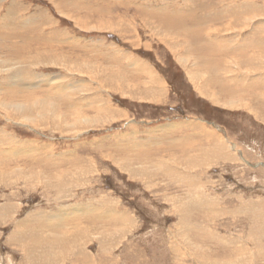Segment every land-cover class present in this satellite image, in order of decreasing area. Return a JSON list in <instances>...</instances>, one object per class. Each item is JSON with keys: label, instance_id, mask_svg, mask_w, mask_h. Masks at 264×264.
<instances>
[{"label": "rangeland", "instance_id": "374dc122", "mask_svg": "<svg viewBox=\"0 0 264 264\" xmlns=\"http://www.w3.org/2000/svg\"><path fill=\"white\" fill-rule=\"evenodd\" d=\"M0 140V264H264V0H0Z\"/></svg>", "mask_w": 264, "mask_h": 264}, {"label": "bare ground", "instance_id": "6f19581e", "mask_svg": "<svg viewBox=\"0 0 264 264\" xmlns=\"http://www.w3.org/2000/svg\"><path fill=\"white\" fill-rule=\"evenodd\" d=\"M61 9V8H60ZM197 13H195L193 16H190L189 17V19L190 20H193L194 21V23L196 22V24H198L199 25V22H200V20L201 19H197V18H199V16H195ZM176 15H178V14H176ZM179 15H181V14H179ZM207 15V14H206ZM206 15H204V17L206 16ZM74 18V17H73ZM176 20H177V18H176ZM181 20V19H180ZM183 20H185V19H183ZM81 21H82V19H81ZM81 21H80V24H81ZM87 22V21H86ZM77 24H78V22H77ZM105 25V24H104ZM192 27H196V26H194V24H193V26ZM95 28V27H94ZM200 28V27H199ZM200 32V31H199ZM205 32V36H206V38H207V40L205 39L204 41H202L203 39H201L199 36H197L196 34H195V31L193 32V33H191V35L192 34H194V39L196 40V41H198V42H200V43H203V44H212V43H214V42H216L217 40H215V39H212V38H208L207 37V33H206V30L204 31ZM204 37V36H203ZM188 37H187V41H188ZM207 42V43H206ZM199 46V45H198ZM182 47H183V49H182V51L183 52H185L184 54H186V56L187 57H182L181 59H182V62H186V63H188V61H190V57H189V54H192V55H200V54H202L203 52L201 51V50H198L197 52H193V53H190L192 50H191V48H190V46H186V44H182ZM200 47V46H199ZM182 52V53H183ZM134 60V59H133ZM134 62V64H136V63H139L140 61H133ZM181 62V63H182ZM144 65V64H143ZM237 65H238V68L241 70V68H242V70H246V68H243V67H245V65H244V62H243V59H241V60H239V62L237 63ZM257 65L258 64H256L255 62H252V64H251V66L249 67V70L250 69H257ZM88 66V65H87ZM139 66V65H138ZM184 66V65H183ZM253 66H255V67H253ZM187 69V68H186ZM188 70V69H187ZM214 70V69H213ZM191 72H193V71H191ZM189 73H190V71H189ZM191 74V73H190ZM190 74H189V76H190ZM194 74V73H193ZM40 77H42V76H40ZM45 78V77H44ZM193 78H195V76L193 77ZM227 79V78H226ZM46 81H49V82H47L48 83V85L50 86L51 85V83L52 82H54V81H56V80H52L51 81V79L50 80H47V79H45ZM192 80V79H191ZM193 81V80H192ZM59 84V83H58ZM119 84V83H118ZM216 85L218 86V92H219V94L216 96V97H213V95H211V100H213V102L214 103H217V104H219V103H221L222 101H224V102H226L225 100H228L227 98L229 97V96H232V95H234V93L232 94V93H230L229 91L230 90H232V88H233V86H234V84H232L231 82H229V85H223L221 82H216ZM30 87V85H27V87ZM205 86L209 89V87L211 88L212 87V82H211V80H209V83H208V79L206 80V83H205ZM2 87V86H1ZM56 86H54L53 88H55ZM68 86H64L63 87V89L60 91V90H58V93H55L53 96H49L48 98L47 97H45V98H47V99H41L40 97L38 98V101H32V102H30V100H28L27 102L28 103H26V104H24V105H21V104H18V105H13V106H11V105H7L6 107H8L9 108V110L10 109H12V108H15L16 109V111L17 112H20V113H22V112H24L23 113V116L24 115H26V114H29V116L28 117H33L31 114H30V112L32 111V112H34L35 114H36V111H35V109H38V110H42V114L41 115H39V116H37L38 118H39V120H46L47 118H46V114L44 113V111L43 110H48L49 112H53L54 110H55V108H54V106H55V103H54V101L55 102H58L59 104L60 103H62V102H65V101H67V100H72V102L73 101H75V99H73V94L74 93H72V94H67V91L68 90H74V89H72V87H68ZM205 87V88H206ZM58 88H59V86H58ZM196 89V88H195ZM200 89V88H199ZM208 89H206V90H208ZM206 90H204V91H206ZM75 91H79V90H75ZM198 91V90H197ZM226 91V92H225ZM28 94H29V96L28 97H30L31 96V93L30 92H28V91H26ZM202 95H203V93H201ZM210 94V93H209ZM218 100H217V99ZM71 102V103H72ZM223 103V102H222ZM227 106L226 107H232L233 108V102H228L227 101ZM78 103L76 102V103H74V107L75 106H78L77 105ZM72 106V105H71ZM237 106H238V104H237ZM240 107V106H239ZM237 108V107H236ZM79 117H84V116H82V115H80V114H77ZM73 117H71L70 118V120L71 121H73V119L75 118V114L74 115H72ZM26 117H27V115H26ZM59 118V115H57V114H54L53 115V117L51 118L52 120L53 119H58ZM77 119H79V121H84V122H87V118H83V119H81V118H77ZM81 119V120H80ZM35 120V119H34ZM33 120V121H34ZM32 121V122H33ZM89 122H91L90 120H89ZM98 122V121H97ZM59 124V123H58ZM66 125H70V126H75V124L74 123H70V124H66ZM84 128V127H83ZM70 129V128H69ZM207 129V128H206ZM10 139H12L11 137H10ZM15 140V139H14ZM13 140H11V141H9V144L12 142ZM0 142H4V140H0ZM9 148H11V147H9ZM13 149V148H12ZM16 149V148H15ZM14 150V149H13ZM1 151V150H0ZM18 152H20V151H18ZM18 152H15V153H18ZM14 153V156L15 157H21L22 158V156H21V154L19 155V154H15ZM23 154V153H22ZM24 155V154H23ZM10 156V155H9ZM36 157V156H35ZM24 158V157H23ZM28 158V157H27ZM30 162H32V163H35V161H34V158L33 159H31L30 160ZM179 163V162H178ZM185 165V164H184ZM14 166H18L17 168H15L16 170H21V167H20V165L18 164V163H16V165H14ZM0 168H2V166H0ZM178 168V167H177ZM194 171V170H193ZM14 174H16L15 172H13ZM168 175V174H167ZM183 176V175H182ZM150 177H152L151 175H150ZM172 180H174V181H177V182H179V183H183L184 181H182V180H177V179H172ZM69 186V185H68ZM202 202H203V200H202ZM199 203V202H198ZM207 204V203H206ZM202 205V204H201ZM193 208V207H192ZM109 209V208H108ZM187 209V208H186ZM182 210V209H181ZM79 211V210H78ZM184 211H185V209H184ZM64 214L66 213V212H63ZM69 213H66V215H68ZM60 215V214H59ZM61 215H63L62 213H61ZM103 215V214H102ZM182 215H184V214H182ZM188 215V214H187ZM57 216V215H56ZM125 217V216H124ZM180 217H182V216H180ZM185 217V216H184ZM54 218H58V217H54ZM53 218V219H54ZM61 218V217H60ZM110 218V217H109ZM199 218H202V217H199ZM52 219V218H51ZM114 219V218H113ZM184 219V218H183ZM114 220H118V219H114ZM52 221V220H51ZM182 221V220H181ZM183 222V221H182ZM219 223V222H218ZM182 224V223H181ZM77 226V225H76ZM75 225H73V226H71L69 229H72V228H74V227H76ZM90 226V225H89ZM103 227V226H102ZM87 228V227H86ZM90 228V227H89ZM81 229V228H80ZM66 230H68V229H66ZM89 230V229H88ZM106 230V229H105ZM205 231V230H204ZM67 232H73V233H75V235H82V233H80V230H79V228L78 227H76L75 228V231L73 230H68ZM81 232H84V230L82 231L81 230ZM89 232V231H88ZM110 232V231H109ZM84 234V233H83ZM23 236V235H22ZM22 236H20V237H22ZM46 236L47 237H49V242L47 241V245H45V246H47V248H52V249H48L49 250V252L48 253H46L47 254V256H48V259L46 258V260H45V258H43L41 255V253H42V249L43 248H45L44 247V245H43V247H42V249L40 250L39 248H38V250H40V251H38L37 250V253L38 252H41L40 254V256L42 257V258H40V257H38L39 256V254H35L34 253V251H36L35 250V248L33 247L32 249H34V250H32L33 252H30L29 250L27 251V250H23L22 249V251H24V252H28V255H29V259H31L32 258V254L33 255H35V257L33 258V260H34V263H36L38 260H39V262L41 263V264H60V260H62V258L63 257H68L69 255H70V249H71V247H73L74 249H76V245H77V239L78 238H76V242H73L72 244H70V245H68L66 242V245H64V240L62 239V242L59 240V239H61V238H59L58 237V235L56 236V235H53V234H51V235H47L46 234ZM83 236V235H82ZM15 237V236H14ZM13 237V238H14ZM25 237V236H24ZM62 237V236H61ZM79 237V236H78ZM102 237V236H101ZM17 238H18V236H17ZM26 238V237H25ZM80 238H82V237H80ZM15 239V238H14ZM83 239V238H82ZM111 239V238H110ZM203 239V238H202ZM11 240V239H10ZM107 240V239H106ZM44 241V240H43ZM43 241H42V244H43ZM15 242V241H14ZM37 242V244L38 245H40V247H41V241H40V239L38 240V241H36ZM45 242V241H44ZM31 242H29V244H30ZM79 243V242H78ZM228 243V242H227ZM37 244H36V246H37ZM46 244V243H45ZM24 245V244H23ZM31 246H32V244H31ZM82 246V245H81ZM24 247H26V245L24 246ZM30 247V245L28 246V248L27 249H30L29 248ZM78 247V246H77ZM74 249H73V251H74ZM45 250V249H44ZM57 252H56V251ZM45 251V252H46ZM44 253V252H43ZM86 253V252H85ZM84 253V251L83 252H81L80 253V255H79V257L77 258V261H76V263H78V262H81V263H83V262H85L86 264H87V261L89 260L87 257L88 256H85V255H83V254H85ZM24 255H25V253H24ZM45 255V254H44ZM43 255V256H44ZM73 256V252H72V254H71V256L70 257H72ZM45 257V256H44ZM65 261V259H63L62 260V262H64ZM217 264H218V262H217Z\"/></svg>", "mask_w": 264, "mask_h": 264}]
</instances>
